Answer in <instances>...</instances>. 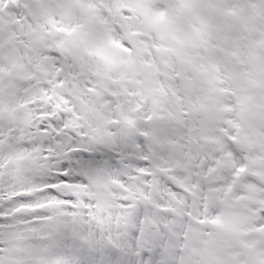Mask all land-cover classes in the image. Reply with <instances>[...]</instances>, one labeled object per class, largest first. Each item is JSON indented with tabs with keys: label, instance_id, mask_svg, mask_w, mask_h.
Instances as JSON below:
<instances>
[{
	"label": "snow or ice",
	"instance_id": "obj_1",
	"mask_svg": "<svg viewBox=\"0 0 264 264\" xmlns=\"http://www.w3.org/2000/svg\"><path fill=\"white\" fill-rule=\"evenodd\" d=\"M0 264H264V0H0Z\"/></svg>",
	"mask_w": 264,
	"mask_h": 264
}]
</instances>
